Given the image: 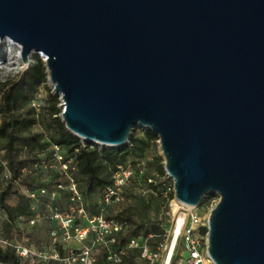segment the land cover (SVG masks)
I'll return each mask as SVG.
<instances>
[{"label": "water", "instance_id": "1", "mask_svg": "<svg viewBox=\"0 0 264 264\" xmlns=\"http://www.w3.org/2000/svg\"><path fill=\"white\" fill-rule=\"evenodd\" d=\"M0 38L46 58L72 133L147 126L178 201L219 195L216 264H264V0H0Z\"/></svg>", "mask_w": 264, "mask_h": 264}, {"label": "rangeland", "instance_id": "2", "mask_svg": "<svg viewBox=\"0 0 264 264\" xmlns=\"http://www.w3.org/2000/svg\"><path fill=\"white\" fill-rule=\"evenodd\" d=\"M22 48L12 42H0V95L4 90V82L8 79L16 78L34 63L33 53L30 63H25L21 56ZM45 62V61H44ZM46 64V63H45ZM51 89V92L49 91ZM53 96L59 98L58 107L63 111L61 95L58 94L54 85L48 80L46 84L40 85L37 92L30 96L26 101L20 102L16 109V114L21 119L31 121L30 126L18 132L21 139L17 142L15 153V165L20 171V177L15 181L12 194L7 202L16 209L19 202L25 203V189H38L47 187L48 196H41L39 201H32V213L29 215H18L11 219L7 212L0 207V231L4 232L11 239L28 241L33 244L34 249L40 250L47 248L52 241L53 231H58L59 238L63 240V233L57 221L43 218L50 208L57 207L63 213L74 216L76 227H86L88 218L94 216H105L110 218L117 217L124 211L131 215L133 219L141 223L143 227L138 232L139 244H147L150 249V239H153L155 230L159 225V232H162V243H170L171 230L176 221V211L173 202L176 200L174 180L169 176H161L158 172V164L165 163L163 151L160 148V138L157 142L148 140L147 147L144 148L141 157L135 161L142 163V172L137 171L135 178L121 189L119 199L113 197L109 202L104 199V193H98L88 197L85 193L84 183L79 180V175L75 169L65 170L63 163L55 156V142L57 127L52 120L49 104ZM4 116L0 114V124ZM151 130L149 127L137 125L132 131V135L146 138V132ZM5 140L0 139V192L3 187L11 181L12 170L9 165L8 151L5 148ZM100 147H103L100 145ZM119 148V147H118ZM60 153L66 155V151ZM136 169V166L131 164ZM137 170V169H136ZM101 172L105 177H113L114 173L108 161L101 160ZM7 175V176H6ZM62 185V187H59ZM20 189L21 192H17ZM76 190L81 199H73ZM174 194V197L172 196ZM214 195V194H208ZM212 196L209 200L206 197L198 207V212L206 217L212 208L219 201V195ZM84 205V212L79 209ZM48 214V213H47ZM38 219L36 224H31L32 218ZM130 226V223H128ZM146 231H150L145 234ZM75 230L73 234H75ZM73 250H80L83 245H91L98 259L105 255V247L96 244L94 235L90 234L84 242H79L72 238L67 244ZM161 246V245H159ZM165 251V249L163 248ZM162 254L158 264L165 263L166 254ZM146 262L142 259V263ZM38 264H62L60 262H50Z\"/></svg>", "mask_w": 264, "mask_h": 264}, {"label": "trees", "instance_id": "3", "mask_svg": "<svg viewBox=\"0 0 264 264\" xmlns=\"http://www.w3.org/2000/svg\"><path fill=\"white\" fill-rule=\"evenodd\" d=\"M34 63H32L25 71L20 73L19 76L13 79H8L4 82V90L0 95V114L4 116V120L0 124V139L5 140V148L9 155V165L12 170V177L10 183L3 187L0 192V207L4 209L11 219H15L18 215H29L32 213L29 197L24 196L25 203L19 202L16 209L7 202L8 197L12 194V189L15 186V181L20 177V171L15 165V153L17 151L16 144L21 139L18 132L27 129L31 121L21 119L16 114V109L20 102L26 101L31 95L37 92L42 84L48 82L49 76L47 66L44 59L38 54H33ZM51 92V89H49ZM59 98L53 96L49 108L52 114V120L57 127V136L54 139L56 145H59L62 150L66 151V155L74 158L76 163V171L79 175V180L84 183L85 193L88 197L98 193H104L105 188L113 182L112 177H105L101 172V160L105 158L112 168V172H116L119 166L130 168L131 164L137 165L135 159L141 157L143 150L148 145V140L157 142L158 134L149 130L146 132V140L138 136L131 135L129 143L122 147L109 148L100 147L96 143L84 141L79 136L72 133L67 127L65 122L60 117L61 109L58 107ZM158 172L161 176L166 175L164 163L158 164ZM17 192H21L17 189ZM174 197V194H172ZM212 196L207 195L206 199L209 200ZM126 221L130 226L123 232L117 234L116 243L113 245L115 248H126V254L120 264H143L141 257V250L139 248H129L128 243L135 237L137 238L138 232L143 225L131 217V215L122 211L117 216ZM107 218H110L108 216ZM152 232L155 234L153 239H150V245L153 246V251L158 250L159 245L162 243V232L157 230ZM150 231H146L145 234ZM60 250L63 251L62 247ZM0 262L6 264H20V260L12 248L4 249L0 247ZM96 264H108L105 260V255L97 260Z\"/></svg>", "mask_w": 264, "mask_h": 264}, {"label": "built area", "instance_id": "4", "mask_svg": "<svg viewBox=\"0 0 264 264\" xmlns=\"http://www.w3.org/2000/svg\"><path fill=\"white\" fill-rule=\"evenodd\" d=\"M44 60L45 57L40 55ZM63 104V101H62ZM84 140V139H83ZM86 141V140H84ZM94 143V142H92ZM97 144V143H96ZM55 156L63 163L65 170L77 169L74 158L63 156L59 145H54ZM137 169V170H136ZM133 167L119 169L113 175V182L104 190V199L109 202L116 196L119 199V192L131 179L135 178L137 171L142 172V163ZM7 176V175H6ZM12 177V176H11ZM62 187V185H59ZM75 191L73 199H81ZM25 193L32 201H39L41 196H48L49 189L40 187L38 189H25ZM180 209L176 213V221L171 230L170 243H161L158 250L153 251L147 244H139L138 239L133 237L128 243L129 248H139L141 257L146 262L143 264H158L163 253L166 254L164 264H216L209 254V217L198 212V208L189 207L180 202ZM50 210L42 214L43 218L57 221L63 233V240L59 238L58 231H53L51 244L46 248L36 250L33 244L28 241L13 240L4 232L0 231V247L15 250L20 264H38L60 262L62 264H96L98 258L91 245H83L80 250H73L67 244L72 238L84 242L90 234L94 235L96 244L105 247V260L108 264H120L126 254V248H115L117 234L127 229L126 221L118 217L107 218L105 216H94L88 218L87 226L76 227L74 216L63 213L57 207L49 206ZM84 212V205L79 209ZM37 217L32 218L30 223L36 224ZM75 230V234H73ZM62 247L63 251L60 250ZM165 249V251L163 250ZM164 254V255H165ZM0 264H6L0 262Z\"/></svg>", "mask_w": 264, "mask_h": 264}, {"label": "bare ground", "instance_id": "5", "mask_svg": "<svg viewBox=\"0 0 264 264\" xmlns=\"http://www.w3.org/2000/svg\"><path fill=\"white\" fill-rule=\"evenodd\" d=\"M4 41L15 43V44L19 45L20 48H22L20 44L14 42V41H12V40H10V39H8V38H5V39H1V38H0V42H4ZM32 54H33V53H32ZM32 54H31V56H32ZM31 56H30V60H31ZM45 59H46V58H45ZM62 106H63V104H62ZM63 107H64V106H63ZM145 127H147V126H145ZM173 207H174V210H175L176 212L179 211V209H180L181 206H180V203H179V201H178L177 199L174 200V202H173ZM189 207H191V206H189Z\"/></svg>", "mask_w": 264, "mask_h": 264}]
</instances>
